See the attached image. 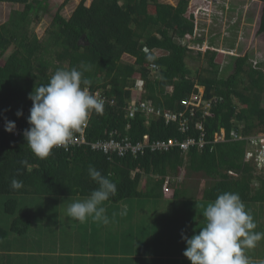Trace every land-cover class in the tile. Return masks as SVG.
<instances>
[{
    "label": "trees",
    "instance_id": "obj_1",
    "mask_svg": "<svg viewBox=\"0 0 264 264\" xmlns=\"http://www.w3.org/2000/svg\"><path fill=\"white\" fill-rule=\"evenodd\" d=\"M190 2L176 0L174 6L158 0H80L69 19L57 13L40 40L31 25L40 21L44 3L0 0L22 6L0 24V123L13 121L21 131L14 135L0 129V197L6 198L0 209L1 221L5 220L4 228L0 227V264H24L25 255L20 253L26 252L27 246L20 241L45 229L42 215L58 205L68 208L98 188L88 175L90 165L105 176L112 174L117 194L108 203L163 198L168 187L172 188L171 199H194L196 192L175 188L185 172V176L201 174L208 180L200 199L204 202H214L224 192H236L244 203L264 204V177L256 175L252 164L245 161L246 141H233L230 136L232 131L243 137L264 133L263 65H253L244 55L232 60L233 70L225 79L219 78L222 57L217 51L207 49L194 55L183 45V40H193L197 27L194 15L188 12ZM258 32L264 33V6ZM220 35L215 32L209 40L215 44ZM148 55L154 59L148 60ZM122 57L132 61L123 62ZM187 58L203 59L204 66L191 69ZM82 63L91 66L84 73L92 80L89 91H99L115 102L113 106L107 102L102 115L91 113L85 129L88 143L107 139L112 130L133 144L140 143L144 135L150 142H182L197 138L195 125L200 123L207 145L186 152L179 147L167 152L145 149L136 157L105 155L83 145L53 149L47 159L36 157L23 136L30 127L27 119L32 101L28 96L36 86L47 84L57 69L79 68ZM137 81L140 90H136ZM200 88L203 99H213L211 111L203 116L195 109L190 117L191 108L186 109L182 102L193 95L199 97ZM143 101L150 102L161 115L137 112L129 119L128 105ZM18 111L22 116L17 117ZM166 112L185 115L167 125ZM182 121L187 122L186 133L178 131ZM222 128L225 140L214 143ZM148 176L157 180L142 186V179ZM13 178L23 182L21 189L10 187ZM28 201L36 202V211L19 208ZM170 244L164 254H169ZM13 249L18 250L14 256L10 254ZM165 259L170 260L167 264H175L161 253L154 264H164Z\"/></svg>",
    "mask_w": 264,
    "mask_h": 264
},
{
    "label": "rangeland",
    "instance_id": "obj_2",
    "mask_svg": "<svg viewBox=\"0 0 264 264\" xmlns=\"http://www.w3.org/2000/svg\"><path fill=\"white\" fill-rule=\"evenodd\" d=\"M30 1L33 4L44 3V9L39 13L40 21L31 25L32 31L41 40L46 30L51 27L56 14L60 13L62 17L69 19L80 0ZM158 1L176 5V0ZM223 2L226 4L223 5L225 7L223 19L215 14L212 5H208L203 0H191L188 8L189 13L196 14L201 7L204 11L199 20L204 22L200 28L204 27L206 30L201 28L203 32L198 39L205 36L203 40H206L215 32L222 33L219 37L216 36L215 44L210 43L214 47L213 50H217L218 57H222L219 78L225 79L232 72V60L239 56L247 55L250 63L253 65L261 63L264 68V33L258 32L263 2L261 0H223ZM13 10H22V6L0 3V24L8 20ZM210 45L203 46V50L210 48ZM193 54L196 55L197 52L193 51ZM122 61L132 60L129 57H122ZM186 63L191 69H201L204 66L203 59L193 61L187 58ZM262 105L264 107V98ZM251 164L256 175L264 177V167L258 168L252 162ZM156 180L157 177L148 176L142 179L141 185L147 186L144 184ZM178 180L176 188L185 187L191 192H196L194 199H171L172 188L168 187L165 198L130 200L118 204L104 202L103 206L109 218L108 224L94 221L92 218L81 223L67 215L66 206L58 205L54 209L51 208L50 212L42 215L44 218L42 225L45 229L35 236L27 234L20 241V244L27 246V251L20 253L26 257H23L21 262L24 264H154L155 258L161 253L165 258L170 256V259L175 260V264H191L183 255L187 245L182 239V233L191 238L205 224L203 210L208 202L200 199L208 180L201 174L185 176V172ZM17 199L18 202L21 201L20 198ZM5 201V197H0V209L3 208ZM34 204L36 202L28 201L26 204L22 203L19 208L27 212L29 208L31 211H36L37 205ZM244 204L246 211L250 212L257 224L255 231L264 232V224H262L264 204ZM125 208L126 214L121 215ZM1 219L0 215V227L4 228L5 220L1 221ZM147 231L151 234L149 235ZM168 243H171L169 254L168 251L164 254ZM75 250L88 256L75 258L72 255L76 254L73 253ZM17 253L18 250L13 249L10 254L14 256ZM245 253L254 264L264 261V239L258 242L255 248L246 249ZM169 261L165 259L164 264Z\"/></svg>",
    "mask_w": 264,
    "mask_h": 264
},
{
    "label": "clouds",
    "instance_id": "obj_3",
    "mask_svg": "<svg viewBox=\"0 0 264 264\" xmlns=\"http://www.w3.org/2000/svg\"><path fill=\"white\" fill-rule=\"evenodd\" d=\"M203 2L212 5L215 14L223 19L225 15L223 5H226L223 0H203ZM192 14L197 25L194 38L183 45L197 53L199 51L204 53L207 49L217 51L211 47L209 37L206 40L202 37L198 39L203 32L202 29L206 30L204 27L200 28L204 23L199 20L204 14L202 7L196 11V14ZM208 45L210 48L203 50V46ZM192 46H197V49L191 48ZM147 59L151 61L154 57L148 55ZM90 67L82 63L79 68L57 69L47 84L36 86L29 94L28 99L32 101V107L27 122L30 127L24 131L23 136L36 157L47 159L52 155L53 149L66 146L72 140L74 132L86 124L93 111L103 114L105 101L98 95L90 93L92 80L84 75ZM200 89H202L200 96L203 99V88ZM212 100L203 99L210 104L209 113ZM22 114V111L16 113L17 117ZM15 128V122L6 121V132L12 133ZM222 131L225 135L223 128L216 135L218 136ZM231 133L241 137L238 141H246L245 156L249 149L255 151L264 145V133L245 137L235 131ZM251 140L256 142L252 144ZM23 163L27 164V161ZM88 175L98 184V188L83 200L71 203L67 208V215L81 223L92 218L94 221L108 224L109 218L103 204L117 194L116 183L111 179V173L105 176L92 165L88 167ZM10 187L19 190L23 187V182L13 178ZM125 214L126 208L121 212V215ZM203 217L204 226L191 238L182 233V239L187 245L183 255L191 264H254L245 250L255 248L258 242L264 239V232L255 231L257 224L250 212L246 211L239 193L224 192L218 195L214 202L204 206ZM259 264H264V261H260Z\"/></svg>",
    "mask_w": 264,
    "mask_h": 264
},
{
    "label": "built area",
    "instance_id": "obj_4",
    "mask_svg": "<svg viewBox=\"0 0 264 264\" xmlns=\"http://www.w3.org/2000/svg\"><path fill=\"white\" fill-rule=\"evenodd\" d=\"M189 42V39L183 40V43ZM191 48L197 49V46H192ZM152 68H154L152 66ZM136 82V90H140V84ZM135 86V87H136ZM91 93V91H90ZM93 94L98 95L99 98H102L105 101V104L108 102L110 106H113L115 104L114 101H108L105 96L101 95V92L95 91ZM183 105H185V108H191V113L189 114L190 117H193L194 110L199 109L203 116L207 115L210 109V104L208 102L203 101L202 96L195 97L190 96L188 99L184 100L182 102ZM193 108V109H192ZM137 112H144L146 115H155L159 117L161 115L160 111H155L152 107L150 102H131L126 110V115L129 119H133ZM189 112V110H188ZM185 113H179V114H171L170 112H166L163 114V117L165 119V123L171 124L176 123L179 119L183 118ZM88 121L82 128L76 132H74L72 140L66 145L59 147L61 149L68 150L72 147H80L83 145H89L94 150H100L105 155H117L118 157H124L126 155L131 156H138L142 155L145 151V149H150L151 151H158V152H167L169 149L173 147H179L182 151H188L192 147H197L198 149H203L207 143L205 141V134H204V128L200 123H197L195 125L196 131L198 133L197 138H187L186 140L182 142H178L177 139H169L167 141H155L150 142L149 137L147 135L143 136V140L140 143L133 144L130 139L125 136H121L116 130H112L108 132L107 139L105 140H99L93 143H88L85 138V129L87 128ZM129 125L127 124L126 130L129 129ZM0 129L5 131V124L0 123ZM178 131L181 133H186L188 130L187 122L182 121L179 123ZM6 132V131H5ZM9 133V132H6ZM21 131L16 125V128L14 132L9 134H20ZM232 139L235 141H238L241 139L238 135L231 133ZM225 140L224 132L222 131L218 136L215 135L214 137V143L223 142ZM252 144L255 143V140H251ZM58 149V148H55ZM245 159L247 161L252 162L254 165H256L258 168L264 167V145H262L260 148H257L255 151L249 149L246 153ZM233 175L232 173H230Z\"/></svg>",
    "mask_w": 264,
    "mask_h": 264
},
{
    "label": "crops",
    "instance_id": "obj_5",
    "mask_svg": "<svg viewBox=\"0 0 264 264\" xmlns=\"http://www.w3.org/2000/svg\"><path fill=\"white\" fill-rule=\"evenodd\" d=\"M176 187H177V185H176ZM175 187V188H176ZM163 194V193H162ZM163 198H164V196H163ZM90 226V225H89ZM147 233L150 235L151 233L150 232H148L147 231ZM89 238V237H88ZM73 253H76V254H79V255H81V256H79V255H76V254H72L75 258H79V257H83V256H85V255H87V254H81L80 252H78V250H75ZM88 256V255H87Z\"/></svg>",
    "mask_w": 264,
    "mask_h": 264
}]
</instances>
